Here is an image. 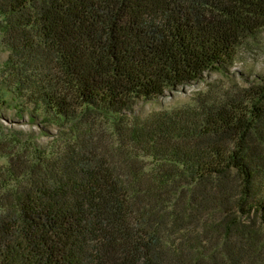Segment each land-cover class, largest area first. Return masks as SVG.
I'll return each mask as SVG.
<instances>
[{
    "label": "trees",
    "instance_id": "obj_1",
    "mask_svg": "<svg viewBox=\"0 0 264 264\" xmlns=\"http://www.w3.org/2000/svg\"><path fill=\"white\" fill-rule=\"evenodd\" d=\"M262 32L264 0H0V103L69 132L0 144V264H264V76L135 115Z\"/></svg>",
    "mask_w": 264,
    "mask_h": 264
},
{
    "label": "rangeland",
    "instance_id": "obj_2",
    "mask_svg": "<svg viewBox=\"0 0 264 264\" xmlns=\"http://www.w3.org/2000/svg\"><path fill=\"white\" fill-rule=\"evenodd\" d=\"M5 59L6 54L0 52V68ZM263 76L264 32L243 44L234 64L225 74L209 71L204 73L200 80L166 91L157 99L140 102L135 109V115L144 120L153 113L172 111L192 104L197 96L209 91L215 94L233 93L253 83L257 84ZM68 133L67 129L40 125L27 114L19 115L16 110L8 108L7 104L0 103V144L6 151L7 141L21 136L31 139L41 147L51 146L54 149L55 142L63 139ZM0 166H7L6 157H0Z\"/></svg>",
    "mask_w": 264,
    "mask_h": 264
}]
</instances>
